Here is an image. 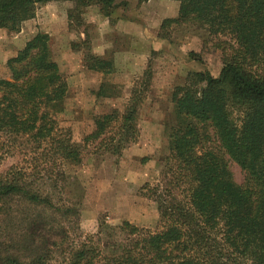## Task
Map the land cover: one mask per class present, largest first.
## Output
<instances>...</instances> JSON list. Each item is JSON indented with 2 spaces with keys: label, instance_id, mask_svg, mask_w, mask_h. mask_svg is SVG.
<instances>
[{
  "label": "trees",
  "instance_id": "trees-1",
  "mask_svg": "<svg viewBox=\"0 0 264 264\" xmlns=\"http://www.w3.org/2000/svg\"><path fill=\"white\" fill-rule=\"evenodd\" d=\"M51 1L97 4L105 15L117 2L0 0V27L19 33L38 6ZM175 1L178 16L162 21L160 37H167L173 24L196 23L208 31L223 62L219 75L191 71L172 93L175 121L167 128L169 159L175 163L171 184L185 189V199L158 197L161 230L124 220L118 228L127 242L117 252L105 254L99 236L91 234L78 246L64 248L57 264H264V0ZM85 41V67L112 73L114 61L93 54L87 34ZM6 69L0 76V141L24 136L47 158L71 164H80L91 145L121 156L138 141L148 70L135 82L123 111L95 112L91 130L75 141L59 124L70 88L50 35L37 32L7 60ZM107 87L103 82L97 95H106ZM230 163L245 173L242 184L235 181ZM39 173L11 169L0 174V233H6L0 236V264H50L53 255L28 225L19 234L14 226L11 232L1 229L6 219L17 217L15 204L33 207L40 216L42 211L65 219L80 214L77 206L59 205L43 191L36 184ZM45 178L57 187L66 173L49 171Z\"/></svg>",
  "mask_w": 264,
  "mask_h": 264
},
{
  "label": "rangeland",
  "instance_id": "rangeland-1",
  "mask_svg": "<svg viewBox=\"0 0 264 264\" xmlns=\"http://www.w3.org/2000/svg\"><path fill=\"white\" fill-rule=\"evenodd\" d=\"M164 1L168 2L165 12L159 5ZM178 10L179 2L175 0H154L146 7L140 6L139 0H117L110 14L105 15L97 4L80 6L73 1H51L39 5L36 16L25 23L24 38L39 31L51 37L54 57L70 88L65 111L58 116L59 124L70 130L75 141L91 130L95 112L114 108L123 111L135 82L146 70L150 73L147 97L139 109L138 141L121 156L91 145L80 164H71L47 158L24 136L0 141V174L11 169L41 172L42 179L36 184L43 191L49 192L57 204L77 206L80 210L78 217L65 219L44 211L40 216L33 207L15 204L17 217L6 219L1 225L9 232L14 226L18 234L28 225L36 241H44L53 251L50 264L62 260L64 248L78 246L91 234L99 236L105 254L117 252L127 242L118 228L124 220L159 231L164 224L158 197L169 201L185 199V189L171 184L175 163L169 159L167 128L175 121L172 93L186 82L191 71L209 70L214 76L219 75L223 62L222 52L210 40L208 31L196 23L173 24L167 28V37H160L162 21L177 17ZM85 33L93 54L114 61L112 73L105 75L85 67ZM15 34H0V76L7 74L5 48ZM21 45L22 41H17L14 50L18 51ZM103 82H107L108 91L98 96ZM230 168L235 181L242 184L243 170L236 163H230ZM60 170L65 171L66 181L53 187L45 177L49 171Z\"/></svg>",
  "mask_w": 264,
  "mask_h": 264
},
{
  "label": "crops",
  "instance_id": "crops-1",
  "mask_svg": "<svg viewBox=\"0 0 264 264\" xmlns=\"http://www.w3.org/2000/svg\"><path fill=\"white\" fill-rule=\"evenodd\" d=\"M152 1H154V0H148V1H146V2H143V3L140 4V6H142V7H146L147 5H149L150 3H152ZM169 1H173V0H169ZM157 3H158V2H157ZM159 5H160L161 7H163V10H164V12H165V9H166L165 7L168 5V2H165V1H164V2H159ZM176 5H177V4H176ZM179 5H180V4H179ZM177 7H178V5H177ZM27 21H28V20H27ZM27 21L24 22V24H23V26H22V30H21L19 33H16L14 37H13V36H12V37L10 36L11 44H9V45L5 48V49H7V51H8V53H6V54H7V55H6V59H9L10 57L16 55L17 52L25 46L26 42H27L29 39H31L33 36L36 35V33H34V35H32L31 37H26V38H24V36L27 35V31H26V29H25V27H24V25H25V23H26ZM1 33H5V35L8 34V32H7L5 29H3V28L0 27V34H1ZM14 38H16L17 40H15ZM0 41H1V40H0ZM17 41H22V45H21V47H19L18 51L14 50L15 43H16ZM13 43H14V44H13ZM0 44H1V42H0Z\"/></svg>",
  "mask_w": 264,
  "mask_h": 264
}]
</instances>
